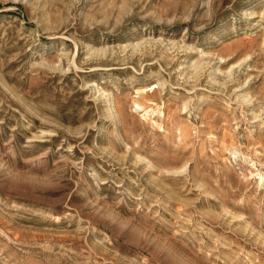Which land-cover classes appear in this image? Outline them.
Wrapping results in <instances>:
<instances>
[{
	"label": "rangeland",
	"instance_id": "1",
	"mask_svg": "<svg viewBox=\"0 0 264 264\" xmlns=\"http://www.w3.org/2000/svg\"><path fill=\"white\" fill-rule=\"evenodd\" d=\"M0 264H264V0H0Z\"/></svg>",
	"mask_w": 264,
	"mask_h": 264
}]
</instances>
